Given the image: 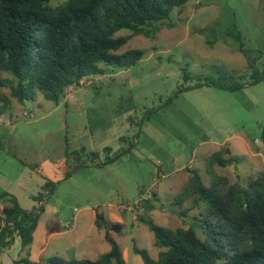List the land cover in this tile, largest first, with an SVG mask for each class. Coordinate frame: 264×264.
<instances>
[{
    "label": "rangeland",
    "instance_id": "obj_1",
    "mask_svg": "<svg viewBox=\"0 0 264 264\" xmlns=\"http://www.w3.org/2000/svg\"><path fill=\"white\" fill-rule=\"evenodd\" d=\"M165 22L153 39L133 37L117 52L142 50L134 66H101L103 76L84 79L58 105L40 93L20 105L10 97L11 77L0 75L7 82L0 105L8 101L0 117V207L14 198L25 212L40 204L44 210L32 243L22 247L15 237L0 264H43L52 257L95 261L110 250L106 233L125 264H142L133 248L153 259L159 253L153 234L137 221L144 214L140 203L151 193L157 201L148 219L163 228H187L200 207H193V196L182 205L176 200L193 173L206 187L226 177L228 187L264 172V79L249 85L264 72V0H188ZM237 35L247 58L238 51ZM206 81L242 88L179 93ZM66 149L86 156L66 161ZM225 149L222 159L233 163L212 167L210 157ZM91 153L98 154L96 163L117 159L93 166L87 163ZM46 181L54 183L53 192L42 190ZM184 210L187 218L177 215Z\"/></svg>",
    "mask_w": 264,
    "mask_h": 264
},
{
    "label": "trees",
    "instance_id": "obj_2",
    "mask_svg": "<svg viewBox=\"0 0 264 264\" xmlns=\"http://www.w3.org/2000/svg\"><path fill=\"white\" fill-rule=\"evenodd\" d=\"M53 0H0V75L11 77L13 86L10 97L20 105L35 100L38 93L46 101L58 105L74 87L91 76H103L105 68L128 69L140 61L142 50L117 52L136 36L153 39L161 31L165 21L175 9L182 8L188 0H65L52 7ZM122 31L127 36H118ZM238 51L247 58L239 35ZM250 66V63L248 62ZM264 79L263 74L251 79L255 85ZM202 86L223 91H237L242 86L206 81L186 92ZM7 82L0 78V89ZM177 96V95H176ZM170 102V101H169ZM0 117L8 109L3 99ZM167 104V103H166ZM165 104V105H166ZM149 110L148 113H150ZM260 141L264 147V125ZM109 153L108 149L104 150ZM221 153H214L209 164L225 168L233 163L224 160ZM74 155L86 156L84 151L68 152L65 159ZM93 166L107 165L115 159L96 163L97 153L88 156ZM86 163H79L73 171ZM67 173L66 176H69ZM228 185L226 177H218L210 187L203 185L193 173L188 189L176 200L182 205L193 196V207H200L197 216L187 228L168 229L155 225L146 214L154 209L155 193L150 200L140 203L144 214L138 222L153 234L154 247L159 250L156 259L145 250L133 248L142 264H264V172L255 179ZM55 185L46 181L42 190ZM6 195H2L5 197ZM10 206L0 209V254L9 248L17 237L22 247L30 245L37 230L40 216L44 213L40 204L36 211H23L17 200L10 198ZM36 202H41V193ZM204 206L203 208L200 206ZM161 209V208H160ZM189 210L177 212L187 218ZM96 215V226L101 227ZM198 232L203 238L198 236ZM110 250L95 261L64 260L52 257L43 264H125L115 242L105 234ZM16 264H35L22 259Z\"/></svg>",
    "mask_w": 264,
    "mask_h": 264
},
{
    "label": "water",
    "instance_id": "obj_3",
    "mask_svg": "<svg viewBox=\"0 0 264 264\" xmlns=\"http://www.w3.org/2000/svg\"><path fill=\"white\" fill-rule=\"evenodd\" d=\"M111 229H112L114 232H116L117 230H119V228L116 227V226H113Z\"/></svg>",
    "mask_w": 264,
    "mask_h": 264
},
{
    "label": "crops",
    "instance_id": "obj_4",
    "mask_svg": "<svg viewBox=\"0 0 264 264\" xmlns=\"http://www.w3.org/2000/svg\"><path fill=\"white\" fill-rule=\"evenodd\" d=\"M3 207H0V209H2Z\"/></svg>",
    "mask_w": 264,
    "mask_h": 264
}]
</instances>
